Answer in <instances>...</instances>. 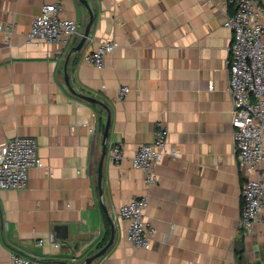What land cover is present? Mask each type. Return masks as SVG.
I'll use <instances>...</instances> for the list:
<instances>
[{"label": "crops", "instance_id": "0c3cea01", "mask_svg": "<svg viewBox=\"0 0 264 264\" xmlns=\"http://www.w3.org/2000/svg\"><path fill=\"white\" fill-rule=\"evenodd\" d=\"M52 1L0 0V24L14 30L0 32V146L34 136L45 164L31 169L26 188L0 189V264H12V250L39 264H82L113 227V244L92 264H264V208L253 232L239 228L244 175L233 133V31L225 25L235 4L88 0L90 38L71 53L91 20L81 0H61V16L79 24L65 48L28 40L34 17ZM105 40L117 46L102 68L81 61ZM66 66L76 93L103 105L70 90ZM123 86L130 89L121 98ZM162 119L168 148L179 155L165 156L148 185L132 159ZM115 144L125 149L120 164L109 156ZM143 196L145 218L156 226L150 249L129 241L119 215L123 203ZM57 224L68 225L67 238L57 237Z\"/></svg>", "mask_w": 264, "mask_h": 264}, {"label": "built area", "instance_id": "2783aa9c", "mask_svg": "<svg viewBox=\"0 0 264 264\" xmlns=\"http://www.w3.org/2000/svg\"><path fill=\"white\" fill-rule=\"evenodd\" d=\"M236 9L225 25L233 31V43L228 61L231 73L230 91L233 97V126L236 158L244 179L241 184L242 214L239 228L246 234L254 231L262 220L264 208V5L262 0H228ZM61 0L43 6L32 21L28 40L59 44L65 48L79 33L77 20L62 17ZM0 32L8 36L14 33L12 26L0 24ZM10 40H5L8 44ZM117 46L113 40L99 42L96 49L86 52L81 61L102 68L108 54ZM129 87L120 88L124 98ZM94 131V128L91 129ZM169 128L165 120H159L152 142L141 145L132 159L133 166L143 170L148 185L157 182V166L165 156L176 158L179 150L168 148ZM110 159L120 164L125 149L115 144ZM39 155L38 139L20 135L0 146V189L20 190L29 184L30 171L44 166ZM149 205L147 197H135L119 208L120 217L127 222L129 241L150 249L156 234V226L145 218ZM43 243V240H39ZM56 246H59L56 243ZM12 264H39L40 260L17 250L11 251ZM107 264V263H103Z\"/></svg>", "mask_w": 264, "mask_h": 264}, {"label": "water", "instance_id": "95a60500", "mask_svg": "<svg viewBox=\"0 0 264 264\" xmlns=\"http://www.w3.org/2000/svg\"><path fill=\"white\" fill-rule=\"evenodd\" d=\"M81 2L88 8L90 15H91V20L88 23V25L86 26V29L84 31V34L82 36L81 41L79 42V44L76 47L73 48V50H71V53H73L74 51H80L82 49V47L84 46V44L86 43V41L90 38L91 25H92L93 20H94V12H93V9H92L89 1L88 0H81ZM65 79H66V83H67L68 87L70 88V90H72L74 93H76L75 89L73 88V86L71 84L70 74L68 72L67 66L65 67ZM76 94H78L82 98H85L87 100L97 102V103L103 105V103L100 102V100H97L96 98H93L91 96H88V95L82 94V93H76ZM110 124H111V118L109 116L107 123L104 125L105 139L108 137ZM105 152H106V149L104 147L103 155H105ZM102 169H103V159L101 160L100 165H99V184H100V186L102 184ZM101 192H102V189H101ZM55 231L57 232V237H59L61 239H65L68 237L69 228H68V225H66V224H57L55 226ZM114 239H115V236H114V227H113L112 228V237L109 240V242L103 248H101L98 252L87 257L82 264H92L93 261H95L96 259L105 255L106 252L111 247V245L113 244Z\"/></svg>", "mask_w": 264, "mask_h": 264}, {"label": "trees", "instance_id": "16d2710c", "mask_svg": "<svg viewBox=\"0 0 264 264\" xmlns=\"http://www.w3.org/2000/svg\"><path fill=\"white\" fill-rule=\"evenodd\" d=\"M109 238H110V231L108 232L107 236L105 237L101 245L104 246L108 242Z\"/></svg>", "mask_w": 264, "mask_h": 264}]
</instances>
